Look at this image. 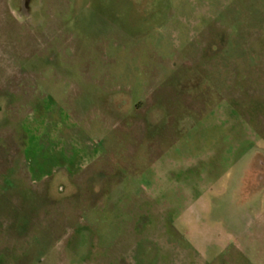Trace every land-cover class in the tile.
<instances>
[{
  "label": "rangeland",
  "instance_id": "1",
  "mask_svg": "<svg viewBox=\"0 0 264 264\" xmlns=\"http://www.w3.org/2000/svg\"><path fill=\"white\" fill-rule=\"evenodd\" d=\"M45 94L74 182L29 178ZM0 264H264V0H0Z\"/></svg>",
  "mask_w": 264,
  "mask_h": 264
},
{
  "label": "crops",
  "instance_id": "2",
  "mask_svg": "<svg viewBox=\"0 0 264 264\" xmlns=\"http://www.w3.org/2000/svg\"><path fill=\"white\" fill-rule=\"evenodd\" d=\"M91 78L88 77L86 80L85 77V80L97 82ZM21 80L19 78L1 81L19 82ZM104 93L107 94V98L103 104L110 109L112 108L111 102L116 104V100L110 92ZM59 96L53 97L45 94L33 110V120L24 122L26 125L24 136L29 141L28 151L26 148V160L32 183H41L46 180L57 183L60 177L62 180L70 179L74 182L80 179L82 173L96 164L100 157L91 147L89 137L79 127L74 117L60 106L57 101ZM76 110L81 111L80 108L74 111ZM29 145L35 152L33 156Z\"/></svg>",
  "mask_w": 264,
  "mask_h": 264
}]
</instances>
